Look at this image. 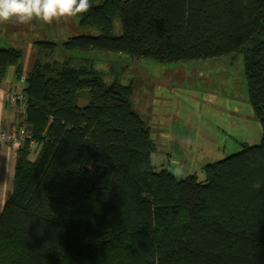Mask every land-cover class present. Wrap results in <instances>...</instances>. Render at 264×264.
I'll return each instance as SVG.
<instances>
[{
  "label": "trees",
  "instance_id": "1",
  "mask_svg": "<svg viewBox=\"0 0 264 264\" xmlns=\"http://www.w3.org/2000/svg\"><path fill=\"white\" fill-rule=\"evenodd\" d=\"M90 4L74 18L98 35L70 38L62 51L158 63L240 54L262 142L203 166V182L157 172L131 86L105 85L89 65L56 56V43H37L47 58L26 73L19 51L0 48V77L23 78L28 135L0 211V264H264V0Z\"/></svg>",
  "mask_w": 264,
  "mask_h": 264
},
{
  "label": "rangeland",
  "instance_id": "2",
  "mask_svg": "<svg viewBox=\"0 0 264 264\" xmlns=\"http://www.w3.org/2000/svg\"><path fill=\"white\" fill-rule=\"evenodd\" d=\"M120 34L121 24L115 19L112 36ZM97 35L74 17L51 24L9 22L0 24V48L19 51L26 73L36 60L47 58L36 44L56 43V56L72 57L74 66L89 65L105 85L131 86V107L149 129L155 146L150 162L157 172L166 170L180 180L195 176L203 182V166L237 154L244 146L261 144L262 129L248 103L240 54L158 63L121 53L61 49L70 38ZM87 101V92H82L77 105L82 108ZM9 157L0 156V187L12 184L14 160Z\"/></svg>",
  "mask_w": 264,
  "mask_h": 264
},
{
  "label": "clouds",
  "instance_id": "3",
  "mask_svg": "<svg viewBox=\"0 0 264 264\" xmlns=\"http://www.w3.org/2000/svg\"><path fill=\"white\" fill-rule=\"evenodd\" d=\"M90 0H0V24H29L39 21L51 24L86 13ZM259 189V183L253 185Z\"/></svg>",
  "mask_w": 264,
  "mask_h": 264
},
{
  "label": "crops",
  "instance_id": "4",
  "mask_svg": "<svg viewBox=\"0 0 264 264\" xmlns=\"http://www.w3.org/2000/svg\"><path fill=\"white\" fill-rule=\"evenodd\" d=\"M22 79L17 80L12 70L7 69L4 76L0 77V127L8 132H13L19 128L23 129V116L18 107L11 106L8 101V95L22 93ZM15 151L8 148L5 144L0 143V156L9 157V160L15 161ZM13 155H12V154ZM14 167V166H13ZM13 176V172H12ZM0 211L4 202L8 199L12 192V184L0 187Z\"/></svg>",
  "mask_w": 264,
  "mask_h": 264
},
{
  "label": "built area",
  "instance_id": "5",
  "mask_svg": "<svg viewBox=\"0 0 264 264\" xmlns=\"http://www.w3.org/2000/svg\"><path fill=\"white\" fill-rule=\"evenodd\" d=\"M7 101L11 106L18 107L21 112H24L26 109V99L22 94H10ZM27 138L28 135L22 128L8 132L0 127V143L5 144L12 150L18 149Z\"/></svg>",
  "mask_w": 264,
  "mask_h": 264
}]
</instances>
